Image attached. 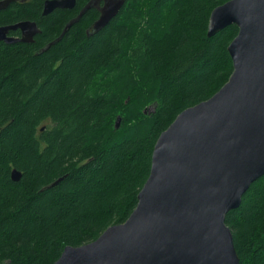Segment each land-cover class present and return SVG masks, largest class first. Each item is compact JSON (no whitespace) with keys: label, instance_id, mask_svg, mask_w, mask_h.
Wrapping results in <instances>:
<instances>
[{"label":"trees","instance_id":"obj_1","mask_svg":"<svg viewBox=\"0 0 264 264\" xmlns=\"http://www.w3.org/2000/svg\"><path fill=\"white\" fill-rule=\"evenodd\" d=\"M88 1L47 15L44 0L0 10V25L29 19L41 30L31 43L0 41V264H53L124 222L160 133L232 72L237 27L207 36L227 0H125L93 35V8L62 34ZM225 223L239 264H264V175Z\"/></svg>","mask_w":264,"mask_h":264},{"label":"water","instance_id":"obj_2","mask_svg":"<svg viewBox=\"0 0 264 264\" xmlns=\"http://www.w3.org/2000/svg\"><path fill=\"white\" fill-rule=\"evenodd\" d=\"M15 1L0 0V10ZM75 3L44 0L41 14L72 9ZM124 3L89 0L62 34L93 8L99 13L87 30L93 35ZM231 24L238 32L227 47L230 76L160 133L130 215L88 243L65 246L53 264H239L225 216L264 175V0H227L216 6L207 36ZM16 30L20 35L9 34ZM40 31L35 21L24 19L0 25V41L31 43ZM10 177L19 181L21 172L13 168Z\"/></svg>","mask_w":264,"mask_h":264},{"label":"rangeland","instance_id":"obj_3","mask_svg":"<svg viewBox=\"0 0 264 264\" xmlns=\"http://www.w3.org/2000/svg\"><path fill=\"white\" fill-rule=\"evenodd\" d=\"M115 123H116V120H115ZM120 124H121V119H120V121H119V125H118V128H119Z\"/></svg>","mask_w":264,"mask_h":264}]
</instances>
